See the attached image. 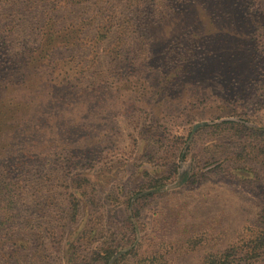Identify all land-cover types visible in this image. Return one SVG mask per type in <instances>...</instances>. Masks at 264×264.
Here are the masks:
<instances>
[{
	"label": "rangeland",
	"instance_id": "obj_1",
	"mask_svg": "<svg viewBox=\"0 0 264 264\" xmlns=\"http://www.w3.org/2000/svg\"><path fill=\"white\" fill-rule=\"evenodd\" d=\"M263 12L0 0V264H264Z\"/></svg>",
	"mask_w": 264,
	"mask_h": 264
},
{
	"label": "trees",
	"instance_id": "obj_2",
	"mask_svg": "<svg viewBox=\"0 0 264 264\" xmlns=\"http://www.w3.org/2000/svg\"><path fill=\"white\" fill-rule=\"evenodd\" d=\"M256 15H258V16H260L261 17V15H262V18H264V12H263V14L262 13H256ZM258 25H260V26H262V24H260V23H258ZM57 31V30H56ZM55 31V32H56ZM104 31V29H101L100 31H99V35L100 36H103L104 35V33H102ZM101 33V34H100ZM99 35H97L98 37H99ZM54 37H55V35H54V33H51V35L49 36V38L47 39L49 42H51V41H53L54 40ZM49 42H47V43H49ZM17 113H18V107H11V108H9L7 111H5V113L3 114V119H2V125H3V127L8 131V132H16L17 131V129H18V127H19V125H18V122H17V120H19V119H21V115H17ZM34 139V138H33ZM35 141H36V139L35 140H33L32 142L35 144ZM32 150V149H31ZM31 150H29L28 152H26V153H28V154H31L32 152H31ZM4 204V203H3ZM2 204V205H3ZM3 208H5V205H3L2 206ZM8 207H9V203H8V206H7V209H8ZM6 213H7V210L4 212V213H2V218H4L5 216H6ZM3 220L4 219H2V220H0V224L3 222ZM251 244H253V247H255V248H263L264 249V230L263 231H261L260 232V234L258 235V236H256L252 241L250 240L249 241ZM73 249H74V241L73 242H69L68 244H67V246H66V250H67V252H68V254H67V257H66V260H65V262L68 264L71 260H72V258H71V252L73 251ZM71 251V252H70ZM241 251H239V252H237V253H240ZM246 253V256H248L247 255V252H245ZM108 254L109 253H106L105 252V255L103 256V258L104 259H106L107 258V256H108ZM102 258V257H101ZM106 262V260H104L103 261V263L102 264H104ZM113 264H117L116 262H114ZM218 264H225V262H220V263H218Z\"/></svg>",
	"mask_w": 264,
	"mask_h": 264
}]
</instances>
